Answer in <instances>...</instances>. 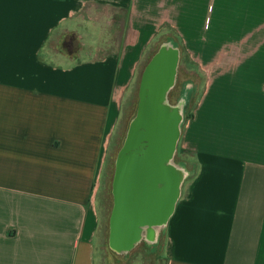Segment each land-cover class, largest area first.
<instances>
[{
	"label": "crops",
	"instance_id": "obj_1",
	"mask_svg": "<svg viewBox=\"0 0 264 264\" xmlns=\"http://www.w3.org/2000/svg\"><path fill=\"white\" fill-rule=\"evenodd\" d=\"M81 18L126 21L123 47L65 54ZM162 37L194 106L165 262L264 264V0H0V264H96L120 101Z\"/></svg>",
	"mask_w": 264,
	"mask_h": 264
},
{
	"label": "water",
	"instance_id": "obj_2",
	"mask_svg": "<svg viewBox=\"0 0 264 264\" xmlns=\"http://www.w3.org/2000/svg\"><path fill=\"white\" fill-rule=\"evenodd\" d=\"M180 52L163 44L144 70L141 101L119 154L116 202L111 215L110 247L122 254L141 241H153L172 215L184 172L174 163L181 105H172Z\"/></svg>",
	"mask_w": 264,
	"mask_h": 264
},
{
	"label": "rangeland",
	"instance_id": "obj_3",
	"mask_svg": "<svg viewBox=\"0 0 264 264\" xmlns=\"http://www.w3.org/2000/svg\"><path fill=\"white\" fill-rule=\"evenodd\" d=\"M126 24V21H122L116 25L114 21L108 18H100L93 21L81 18L79 21L66 22L65 27H71L76 30L80 33L81 37L75 38L73 43L70 41V37H65V42L67 43H65L63 52L65 54L71 51L76 52L73 57L77 60H89L90 58H94L96 54L102 56L108 52H117L123 47L125 42L124 33ZM167 43V37L160 38L156 46L155 41L153 42L145 54L146 56L139 68L137 78L120 101L122 111L110 143L106 170L99 184L98 194L93 198L101 221L100 238L99 241L98 238L95 240L96 264H166L165 254L163 253L164 235L163 233L161 234L162 231L160 232V236H158L157 232L154 241L143 240L130 252L119 254L110 247V219L114 207L113 179L115 163L122 146L125 144L130 124L137 114L141 73L153 55L154 50L150 52L153 47L157 49L159 46ZM98 48L99 50L97 51ZM186 59L185 54L180 53L179 71L175 87L169 93V101L172 105H181L183 117H187L188 119L192 115L194 106L191 107L192 101L189 94L183 92L185 68L187 67ZM179 158L181 157L178 156L177 161L180 160ZM175 159L176 155L174 162Z\"/></svg>",
	"mask_w": 264,
	"mask_h": 264
},
{
	"label": "flooded vegetation",
	"instance_id": "obj_4",
	"mask_svg": "<svg viewBox=\"0 0 264 264\" xmlns=\"http://www.w3.org/2000/svg\"><path fill=\"white\" fill-rule=\"evenodd\" d=\"M146 68V67H145ZM144 68V70H145ZM144 70L142 72V75H141V80H140V88H139V104H138V108H139V105H140V101H141V94H142V83H143V76H144ZM137 112H138V109H137ZM137 115V114H136ZM125 148V144L122 146L120 153H122L123 149ZM119 154H118V158L116 160V163H115V172H114V179H113V198H114V204L113 206L115 207V202H116V195H115V191H116V180H117V176H118V160H119ZM114 207H113V210H114ZM110 223H111V219H110Z\"/></svg>",
	"mask_w": 264,
	"mask_h": 264
}]
</instances>
